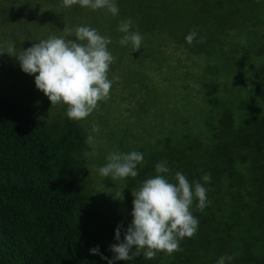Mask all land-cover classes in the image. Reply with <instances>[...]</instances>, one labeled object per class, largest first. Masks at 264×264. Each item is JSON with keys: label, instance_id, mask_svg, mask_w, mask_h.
<instances>
[{"label": "trees", "instance_id": "16d2710c", "mask_svg": "<svg viewBox=\"0 0 264 264\" xmlns=\"http://www.w3.org/2000/svg\"><path fill=\"white\" fill-rule=\"evenodd\" d=\"M26 1L36 23L87 25L118 40V23L131 18L143 43L156 38L164 53L184 51L193 67L203 63L204 75L181 85L195 103L173 133L161 130L153 142L124 151L141 152L144 160L135 178L122 179L120 210L105 204L94 186L92 146L86 143L92 126L86 120L0 94V264H107L101 254L113 257L109 246L117 243V225H123V240L132 222V191L157 175L155 165L162 161L173 183L177 171L202 184L210 173L204 186L211 203L201 212L194 199L198 230L180 241L181 250L157 252L154 259L141 251L115 264H216L222 255L233 257L229 264H264V21L252 23L258 39L251 36L244 45L233 41L244 31L228 26L224 14L233 0H116L117 16L79 4L62 7V0ZM191 29L203 43H186ZM97 247L100 254H92Z\"/></svg>", "mask_w": 264, "mask_h": 264}, {"label": "clouds", "instance_id": "9594fccd", "mask_svg": "<svg viewBox=\"0 0 264 264\" xmlns=\"http://www.w3.org/2000/svg\"><path fill=\"white\" fill-rule=\"evenodd\" d=\"M76 4L92 10L106 9L113 16L119 14L116 0H62L61 6ZM132 29L131 18L118 23L117 30L123 33L119 44L122 47L131 45L132 52H136L141 49L144 37L138 30ZM63 32L65 36L50 35L21 50L19 55H15L16 43L9 41L7 49H0V54L7 53L15 57L25 73H38L34 81L36 88L50 100L51 106L63 103L67 106L66 115L69 119L84 120L93 113L100 101L109 97L112 81L108 78V72L115 59L108 48L112 39L87 25L74 28L65 26ZM73 36L75 40L69 39ZM197 37V31L191 29L185 41L189 45H193L194 41L203 43L204 37ZM91 132H99V125L95 122ZM86 143L97 146L96 137L90 134ZM143 160L141 152L133 150L121 153L114 150L98 171L101 176L111 177L112 180L129 176L135 178L138 175L137 165ZM155 172L157 175L149 177L138 190L132 191V222L124 231L123 240V225H117V243L109 246L113 257L108 259L101 254L107 264L132 260L141 251L146 259H154L157 252L172 254L181 250L182 239L196 234L199 221L191 209L194 199L198 201L196 208L201 212L211 203L207 198L208 189L204 186L211 181V174H203V184L199 181L190 183L185 174L177 171L173 183L168 178L171 170L163 161L155 165ZM90 252L100 254L98 247L90 249ZM232 259V256L222 255L216 264H229Z\"/></svg>", "mask_w": 264, "mask_h": 264}, {"label": "rangeland", "instance_id": "374dc122", "mask_svg": "<svg viewBox=\"0 0 264 264\" xmlns=\"http://www.w3.org/2000/svg\"><path fill=\"white\" fill-rule=\"evenodd\" d=\"M251 1L258 4L264 0ZM253 4L233 0L225 9L228 26H236L240 32L244 31L243 37L235 35L233 41L239 39L245 45L251 36L253 41L258 39L252 23L264 21V6L256 7ZM29 10L26 0H10L9 3L0 0V49L6 50L8 42L14 41L15 55H19L21 50L50 35H66L63 32L65 25L59 27L53 21L36 23L30 18ZM231 12H235V15L230 16ZM69 39L75 40V37ZM111 39L108 48L115 59L108 72V78L112 81L110 94L84 120L91 126L93 122L99 125L98 133H92V127H89L90 134L97 140V146H92L89 157L94 186L105 204L120 210L121 199L126 196V190L121 186L123 178L112 180L111 177H103L98 169L107 163V156L114 150L124 153L134 146L153 142L161 130L173 133L178 118L183 116L187 106L192 108L195 103L191 93L184 91L181 85L187 78L204 75V66L201 63L193 67V58L184 51L174 52L175 49L170 48L164 53L156 38L143 43L136 52H132L131 45L122 47L118 39ZM171 47L175 48V43H171ZM229 48L226 47L227 50ZM35 75L38 73L23 72L15 57L0 54V94L52 112L53 115L58 111L66 112L67 106L63 103L51 106L50 100L36 88Z\"/></svg>", "mask_w": 264, "mask_h": 264}]
</instances>
